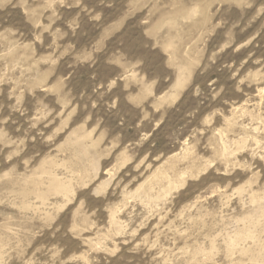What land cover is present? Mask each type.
Returning <instances> with one entry per match:
<instances>
[{
  "label": "rangeland",
  "instance_id": "1",
  "mask_svg": "<svg viewBox=\"0 0 264 264\" xmlns=\"http://www.w3.org/2000/svg\"><path fill=\"white\" fill-rule=\"evenodd\" d=\"M0 264H264V0H0Z\"/></svg>",
  "mask_w": 264,
  "mask_h": 264
}]
</instances>
